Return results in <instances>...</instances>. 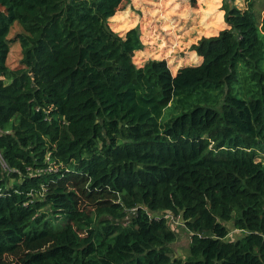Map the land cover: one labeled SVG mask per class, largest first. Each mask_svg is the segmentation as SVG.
<instances>
[{"label":"trees","instance_id":"16d2710c","mask_svg":"<svg viewBox=\"0 0 264 264\" xmlns=\"http://www.w3.org/2000/svg\"><path fill=\"white\" fill-rule=\"evenodd\" d=\"M130 1L0 0V264H264V0L175 76L111 29Z\"/></svg>","mask_w":264,"mask_h":264},{"label":"rangeland","instance_id":"374dc122","mask_svg":"<svg viewBox=\"0 0 264 264\" xmlns=\"http://www.w3.org/2000/svg\"><path fill=\"white\" fill-rule=\"evenodd\" d=\"M228 4L236 5L240 9L246 7L245 0H228ZM208 10H210L209 6L202 0H131L130 3H124L120 7L116 14L120 18L112 17L109 23L111 29L120 36H124L128 30L139 29L143 49L136 52L133 57L137 67L142 68L149 61H166L175 76L180 69L197 65L202 59L193 49L201 39L216 37L220 32L228 30L223 0H220L218 11L222 14L223 28H220L216 34L207 35L202 22ZM124 16L126 20L124 19L123 23L121 18ZM125 24L129 25V29L124 31L120 26ZM20 32L22 28L15 26L11 38ZM20 51L18 44L12 49L9 59L11 68L19 65L22 57ZM262 154L261 158L264 159V151ZM150 214L157 218L165 215ZM168 222L177 235L176 242L172 244L174 255L184 259L189 255L191 234L185 229L181 218L171 216Z\"/></svg>","mask_w":264,"mask_h":264},{"label":"crops","instance_id":"0c3cea01","mask_svg":"<svg viewBox=\"0 0 264 264\" xmlns=\"http://www.w3.org/2000/svg\"><path fill=\"white\" fill-rule=\"evenodd\" d=\"M128 31H129V30H128ZM198 58H199V57H198ZM202 61H203V60H202V59H200V61H199V63H198L197 65H200V64L202 63Z\"/></svg>","mask_w":264,"mask_h":264}]
</instances>
